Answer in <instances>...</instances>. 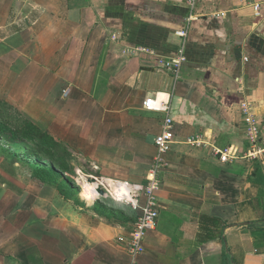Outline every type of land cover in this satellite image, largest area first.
Segmentation results:
<instances>
[{"label":"crops","instance_id":"0c3cea01","mask_svg":"<svg viewBox=\"0 0 264 264\" xmlns=\"http://www.w3.org/2000/svg\"><path fill=\"white\" fill-rule=\"evenodd\" d=\"M189 16L176 83L150 57L124 53L175 57ZM148 100L169 104L173 143L138 263L225 264L226 254V264H264V219L252 203L263 195L264 216V152L245 157L241 112L249 105L264 150V0H195L193 9L188 0H0V110L67 151L79 177L146 185L166 116ZM190 137L204 147L186 144ZM14 146L17 156L33 151ZM228 148L237 158L222 163L214 150ZM4 161L0 264L129 263L138 217L129 203L91 198L83 185L79 196L62 195L32 176L54 168L47 160ZM254 162L263 182L250 177Z\"/></svg>","mask_w":264,"mask_h":264},{"label":"built area","instance_id":"2783aa9c","mask_svg":"<svg viewBox=\"0 0 264 264\" xmlns=\"http://www.w3.org/2000/svg\"><path fill=\"white\" fill-rule=\"evenodd\" d=\"M195 0H188L189 7L193 9ZM191 18L188 17L185 20L184 27L178 31V35L181 37L182 43L177 51V54L173 58H164L156 54L154 50L147 47H134L132 49L124 50L125 54L131 56H148L150 57L158 67L169 70L173 73L175 83L179 78L182 65L186 62L185 46L189 35ZM152 101L148 100L145 103V107L148 110L163 112L166 114L162 130L155 139V146L157 155L154 161V165L150 170L147 183L144 186L141 185H128L116 183V189L113 193H110V186H104V182L98 181L97 184L103 189L105 198H110L114 201L129 203L134 211L138 213L135 227L132 237L127 244V252L129 256L128 264H139L138 258L144 253V237L147 231L154 230L156 220L158 217V203L157 193L160 189V182L157 177L161 168L164 166V154L170 149L172 141V120L169 117V104H164L157 109L151 106ZM241 112L243 114L246 123V138L248 143V151L245 155L250 160H257L264 150L260 147L259 141V128L255 123L254 115L251 113L250 107L247 104L241 106ZM186 144L194 147H204V142L199 137H190L187 139ZM219 161L222 163L230 162L237 158L232 148L225 150H214ZM143 197L144 202L140 204V198Z\"/></svg>","mask_w":264,"mask_h":264},{"label":"trees","instance_id":"16d2710c","mask_svg":"<svg viewBox=\"0 0 264 264\" xmlns=\"http://www.w3.org/2000/svg\"><path fill=\"white\" fill-rule=\"evenodd\" d=\"M184 26L181 25L180 29ZM191 30V25H190ZM189 30V32H190ZM189 36V35H188ZM5 115L0 110V141L8 142L10 144H19L22 142L32 143L33 151L26 150L25 154L29 159L34 158L41 163L47 160L54 167L53 169H33L32 176L40 182L50 184L57 189L62 195L68 197L69 190L78 188L72 176H76L73 167L69 163L68 153L65 150L59 149V146L53 145L47 136L43 134L34 124L25 120V122L14 123L10 116L8 109H5ZM34 150L37 153L34 154ZM9 157V156H8ZM16 160V158L14 159ZM18 160V159H17ZM254 171L250 173V177L255 182H263V175L261 173V166L254 162ZM44 167V166H43ZM254 209L256 210L260 219L263 216V195L259 194L253 201ZM228 255L225 254V264Z\"/></svg>","mask_w":264,"mask_h":264},{"label":"rangeland","instance_id":"374dc122","mask_svg":"<svg viewBox=\"0 0 264 264\" xmlns=\"http://www.w3.org/2000/svg\"><path fill=\"white\" fill-rule=\"evenodd\" d=\"M1 143V142H0ZM0 147H5V152L9 155V157H7V159L6 158H4V156H0V160H2V161H4V164H15V163H19L18 161H15L14 159L16 158V160L18 159L21 163H22V165H29V156L27 155V154H24V155H22V156H17V155H14L15 154V146H14V144H10V143H8V142H3V144L1 143L0 144ZM4 158V159H3ZM31 161V160H30ZM70 161V160H69ZM71 162V161H70ZM20 163V164H21ZM74 170H76V169H74ZM84 172V174H88V173H86L85 171H83ZM77 171H75V175L76 176H72L73 178H74V182L76 183V186L78 187V188H74V190H72V191H74L73 192V194L74 195H78L79 196V194L80 193H82V184H84V183H89L88 182V180L89 179H93V178H95V177H79L77 174ZM98 181H101L100 179H98V178H96ZM100 197V196H99ZM157 203H158V199H157ZM142 204V203H141ZM256 211V210H255ZM157 221V220H156ZM149 231H147L146 232V234L148 233ZM145 234V235H146ZM144 244V243H143Z\"/></svg>","mask_w":264,"mask_h":264},{"label":"bare ground","instance_id":"6f19581e","mask_svg":"<svg viewBox=\"0 0 264 264\" xmlns=\"http://www.w3.org/2000/svg\"><path fill=\"white\" fill-rule=\"evenodd\" d=\"M82 185L84 187V192L86 195L91 196V198L98 195V193L95 189V187H96L95 184L84 183ZM109 185H110V193H113V191L116 189V186L113 183H109Z\"/></svg>","mask_w":264,"mask_h":264},{"label":"water","instance_id":"95a60500","mask_svg":"<svg viewBox=\"0 0 264 264\" xmlns=\"http://www.w3.org/2000/svg\"><path fill=\"white\" fill-rule=\"evenodd\" d=\"M88 182L96 185L95 189H96V191L98 193V196H100V197H104L105 196V193H104L103 189L97 184L95 178L89 179Z\"/></svg>","mask_w":264,"mask_h":264}]
</instances>
